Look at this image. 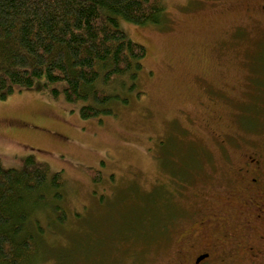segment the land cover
I'll use <instances>...</instances> for the list:
<instances>
[{"label":"rangeland","instance_id":"1","mask_svg":"<svg viewBox=\"0 0 264 264\" xmlns=\"http://www.w3.org/2000/svg\"><path fill=\"white\" fill-rule=\"evenodd\" d=\"M119 25L146 48L135 89L118 88L127 104L83 120L80 104L53 97L62 85L37 80L0 100V166L21 170L32 157L62 173L68 222L52 241L63 262L78 236L121 230L130 251L111 253L113 264H194L205 247L211 255L200 264H249L242 245L232 254L220 240L215 207L246 139H264V0H165L163 23ZM166 207L177 216L154 240L151 221ZM51 250L41 264L60 263ZM83 255L85 264H112Z\"/></svg>","mask_w":264,"mask_h":264},{"label":"trees","instance_id":"2","mask_svg":"<svg viewBox=\"0 0 264 264\" xmlns=\"http://www.w3.org/2000/svg\"><path fill=\"white\" fill-rule=\"evenodd\" d=\"M120 19L136 26L163 23L165 0H0V100L43 79L45 85H62L52 88L53 97L61 93L65 102L80 104L81 119L113 116L116 101L128 102L118 88L135 89L146 57V48L125 34ZM64 191L62 173L51 174L32 157L21 170L0 166V264H41L47 247L59 264H85L83 254L90 250L91 261L104 258L113 264L111 253L118 252L125 257L131 237L117 230L110 236H78L75 255L62 261L52 236L68 222ZM163 212H156L150 224L154 240L165 235L163 222L178 213L170 207ZM138 237L150 240L141 232ZM99 238L103 246L96 249Z\"/></svg>","mask_w":264,"mask_h":264},{"label":"flooded vegetation","instance_id":"3","mask_svg":"<svg viewBox=\"0 0 264 264\" xmlns=\"http://www.w3.org/2000/svg\"><path fill=\"white\" fill-rule=\"evenodd\" d=\"M246 143L247 151L236 166H228L226 182L219 185L216 228L224 227L220 240L231 242L232 254L242 245L249 264H264V139L260 144L249 139ZM239 236L242 243L238 242ZM210 255V250L203 248L194 264L206 261Z\"/></svg>","mask_w":264,"mask_h":264},{"label":"water","instance_id":"4","mask_svg":"<svg viewBox=\"0 0 264 264\" xmlns=\"http://www.w3.org/2000/svg\"><path fill=\"white\" fill-rule=\"evenodd\" d=\"M198 263V262H197Z\"/></svg>","mask_w":264,"mask_h":264}]
</instances>
